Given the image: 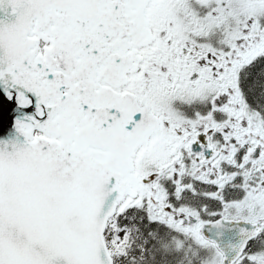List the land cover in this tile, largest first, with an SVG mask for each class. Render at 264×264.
Instances as JSON below:
<instances>
[{
  "label": "snow or ice",
  "instance_id": "6c2138e0",
  "mask_svg": "<svg viewBox=\"0 0 264 264\" xmlns=\"http://www.w3.org/2000/svg\"><path fill=\"white\" fill-rule=\"evenodd\" d=\"M0 264H264V0H0Z\"/></svg>",
  "mask_w": 264,
  "mask_h": 264
}]
</instances>
